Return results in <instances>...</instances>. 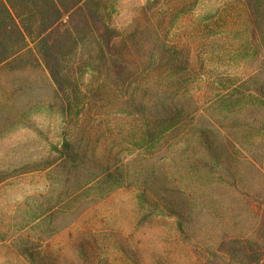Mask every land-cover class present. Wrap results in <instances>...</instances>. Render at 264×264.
I'll list each match as a JSON object with an SVG mask.
<instances>
[{
    "label": "rangeland",
    "instance_id": "1",
    "mask_svg": "<svg viewBox=\"0 0 264 264\" xmlns=\"http://www.w3.org/2000/svg\"><path fill=\"white\" fill-rule=\"evenodd\" d=\"M105 15L118 31L138 26L144 45L159 26L185 49L193 68L170 79L151 72L128 92L148 103L154 91L176 93L185 127L218 131L216 161L176 127L147 140L114 95L101 92L88 108L85 46L68 61L80 98L71 112L60 111L32 55L0 64V264L264 263V103L243 94L264 84V0H110ZM64 140L83 167L60 163ZM143 190L187 215L189 241L173 216L145 211Z\"/></svg>",
    "mask_w": 264,
    "mask_h": 264
},
{
    "label": "trees",
    "instance_id": "2",
    "mask_svg": "<svg viewBox=\"0 0 264 264\" xmlns=\"http://www.w3.org/2000/svg\"><path fill=\"white\" fill-rule=\"evenodd\" d=\"M109 1L0 0V64L17 60L21 54L32 55L45 70L54 88L60 111L71 112L80 98L68 61L75 55L76 48L82 49L85 46L88 50L87 70L92 79L87 88L90 96L89 100L86 97L88 108L94 103L92 97L96 99L98 95H103L101 92L114 95L121 100L128 112L143 121L148 128V135L150 134L149 138L146 137L147 140L157 142L168 130L176 127L175 131H181L182 136H193L195 141L201 143L208 158L216 161L219 150L214 148V138L218 131L214 132L216 130L197 126L195 123H189L185 127L183 120L188 114L176 93L154 91L148 103L144 95H129L128 92L129 86L141 81L151 72L170 79L172 75L180 76L178 74L192 67L185 49L167 43V33L163 34L158 29L159 26L153 30L154 38L150 45L143 44L138 26L129 32L114 29L105 15L106 3ZM199 68L201 69V65ZM252 79V76L248 77L244 84L250 83ZM243 94L264 103V84L248 85V91ZM257 129L264 130L260 124ZM58 160L70 171L84 165L77 146L67 140L62 142ZM89 161L91 159L86 158V165ZM96 168L103 173L108 169L101 165ZM104 176L114 179L111 172ZM146 194L145 190L139 194L145 211L149 214L173 216L176 219L177 233L182 240L189 241L184 229L187 215L176 211L175 207L160 205L164 203L162 195H155L150 203ZM239 251L244 252L243 243L240 244ZM25 256L30 262H34L33 255ZM253 259L254 264H264L260 263L258 256ZM257 260L259 262L255 263Z\"/></svg>",
    "mask_w": 264,
    "mask_h": 264
}]
</instances>
